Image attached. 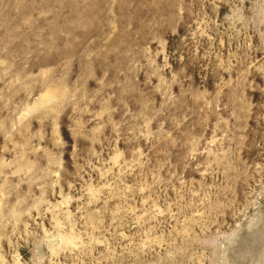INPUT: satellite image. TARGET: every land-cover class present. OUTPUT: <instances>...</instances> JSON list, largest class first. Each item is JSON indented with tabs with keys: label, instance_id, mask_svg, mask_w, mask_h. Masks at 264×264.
<instances>
[{
	"label": "rangeland",
	"instance_id": "rangeland-1",
	"mask_svg": "<svg viewBox=\"0 0 264 264\" xmlns=\"http://www.w3.org/2000/svg\"><path fill=\"white\" fill-rule=\"evenodd\" d=\"M0 264H264V0H0Z\"/></svg>",
	"mask_w": 264,
	"mask_h": 264
},
{
	"label": "water",
	"instance_id": "water-1",
	"mask_svg": "<svg viewBox=\"0 0 264 264\" xmlns=\"http://www.w3.org/2000/svg\"><path fill=\"white\" fill-rule=\"evenodd\" d=\"M243 258H244V254H243Z\"/></svg>",
	"mask_w": 264,
	"mask_h": 264
}]
</instances>
